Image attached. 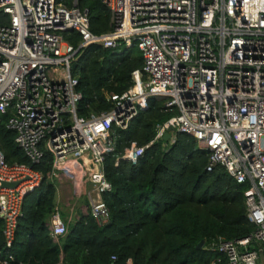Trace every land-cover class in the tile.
<instances>
[{
    "label": "built area",
    "instance_id": "obj_1",
    "mask_svg": "<svg viewBox=\"0 0 264 264\" xmlns=\"http://www.w3.org/2000/svg\"><path fill=\"white\" fill-rule=\"evenodd\" d=\"M104 1L113 27L95 34L87 8L57 0H0L9 16L0 22V114H9L16 142L33 162L51 151L47 177L73 179L87 198L82 213L103 225L111 216L104 192L113 186L103 161L116 147L113 124L126 128L151 96L164 98L175 114L157 125L149 143L134 141L122 157L136 164L170 126L193 135L209 151L208 169L222 164L238 182L249 183L245 202L254 228L243 237L219 235L209 247L223 252L217 261L224 264H264V0ZM67 29L80 33L78 46L65 37ZM94 43L137 45L144 64L133 71L127 90L108 93L110 109L83 115L72 63ZM42 179L30 164L9 163L0 147V217L9 248L24 196ZM72 218L56 206L49 219L55 240L68 232ZM9 259L12 253L0 257V264Z\"/></svg>",
    "mask_w": 264,
    "mask_h": 264
},
{
    "label": "trees",
    "instance_id": "obj_2",
    "mask_svg": "<svg viewBox=\"0 0 264 264\" xmlns=\"http://www.w3.org/2000/svg\"><path fill=\"white\" fill-rule=\"evenodd\" d=\"M57 1L87 8L95 34L113 27L112 12L104 0ZM8 20V14L0 10V22ZM64 35L79 45L78 31L67 29ZM143 64L137 45L109 48L94 43L82 48L72 63V73L79 78L77 89L82 92L79 113L110 109L108 93L127 90L134 81L133 71ZM165 102L151 96L126 128L113 124L116 147L103 161L113 186L104 192L109 222L100 225L90 213H82L59 241L49 226L57 206L56 183L47 177L53 154L46 150L39 162H33L16 142V132L7 126L9 114H0V147L6 160L30 164L43 173L41 182L24 196L11 248L0 217V257L12 253L10 264H224L217 261L223 252L209 244L219 235L238 238L254 228L245 202L249 183L238 182L222 164L208 169V149L185 131L176 130L174 140L154 141L136 164L122 157L134 141L149 143L157 125L175 114ZM202 239L205 242L199 247Z\"/></svg>",
    "mask_w": 264,
    "mask_h": 264
},
{
    "label": "rangeland",
    "instance_id": "obj_3",
    "mask_svg": "<svg viewBox=\"0 0 264 264\" xmlns=\"http://www.w3.org/2000/svg\"><path fill=\"white\" fill-rule=\"evenodd\" d=\"M173 136L175 135V130L172 132ZM171 140H173L171 138ZM56 186L61 189V196L60 199L57 200V205H64L67 210H70L69 208L72 206L79 207L86 202V197L84 194L77 191L75 187V181L70 178H66L63 183L55 182ZM65 216V212L63 213Z\"/></svg>",
    "mask_w": 264,
    "mask_h": 264
},
{
    "label": "crops",
    "instance_id": "obj_4",
    "mask_svg": "<svg viewBox=\"0 0 264 264\" xmlns=\"http://www.w3.org/2000/svg\"><path fill=\"white\" fill-rule=\"evenodd\" d=\"M60 196H61V189L58 186L57 187V193H56V200H59L60 199ZM59 207H60V210H61V213H62L63 217L66 218V219L67 218L69 219V217L73 213L74 218H72L71 220H69V223L71 221L76 220L78 218L77 216L82 213V207L79 208V207L72 206V207L69 208L70 210H67V208L64 205H60ZM64 212L66 213L65 216L63 214Z\"/></svg>",
    "mask_w": 264,
    "mask_h": 264
},
{
    "label": "water",
    "instance_id": "obj_5",
    "mask_svg": "<svg viewBox=\"0 0 264 264\" xmlns=\"http://www.w3.org/2000/svg\"><path fill=\"white\" fill-rule=\"evenodd\" d=\"M174 130H175L174 127L170 126V127L166 130V132L164 133L163 138L166 139V140L170 139V138H171V134H172V132H173ZM18 183H19V181H4V182H3V185H4V186H11V187H14V186H16ZM204 242H205V240L202 239V240L200 241V243L198 244V246H199V247H202L203 244H204Z\"/></svg>",
    "mask_w": 264,
    "mask_h": 264
}]
</instances>
